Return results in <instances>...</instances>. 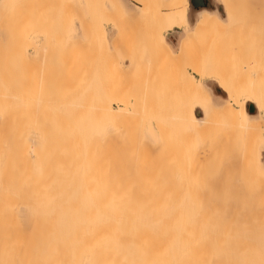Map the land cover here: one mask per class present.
Returning <instances> with one entry per match:
<instances>
[{"label": "rangeland", "instance_id": "obj_1", "mask_svg": "<svg viewBox=\"0 0 264 264\" xmlns=\"http://www.w3.org/2000/svg\"><path fill=\"white\" fill-rule=\"evenodd\" d=\"M144 1L149 11L135 0H0V264H44L17 255L43 216L54 225L125 227L143 250V264H264V197L251 201L243 223L236 199L227 204L222 197L231 176L251 178L255 194H264V110L240 99L243 120L256 123L247 143L223 113L228 105L235 112L236 103L214 80L197 79L203 92L192 100L181 89L187 81L182 86L179 78L202 64L225 61L221 68L229 72L223 36L192 41L182 60L171 56L181 61L175 65L151 40L175 55L201 11L228 21L222 2L201 0L204 7L195 10L187 0V23L166 31L155 17L158 6L163 13L161 2ZM263 45L253 55L261 70L250 59L255 76H237L235 67L237 75L225 74L255 85L262 103ZM116 64L123 67L117 74ZM204 119L211 125L202 129ZM199 128L207 129L195 135ZM240 152H247L246 166ZM178 174L190 184L188 193L213 203L215 213L195 223L198 206L168 216Z\"/></svg>", "mask_w": 264, "mask_h": 264}, {"label": "bare ground", "instance_id": "obj_2", "mask_svg": "<svg viewBox=\"0 0 264 264\" xmlns=\"http://www.w3.org/2000/svg\"><path fill=\"white\" fill-rule=\"evenodd\" d=\"M135 1H137V2L139 1L141 4L143 3V6H142L143 8L141 7L143 11H145V10L149 11L148 10L149 9V7H148L149 1L148 0H147L148 1L147 3L144 0H143L144 2L141 0H135ZM150 1H152V0H150ZM158 1L161 2L162 8H163V13L161 15L159 14V11H157L159 9V6H158L157 7L158 9L155 10L156 12H158V15L156 13L155 17L159 16L161 19H163L166 22V27H165L167 29L166 31H171L173 28H180L184 24H186L185 18H186V10H187L186 9L187 0H158ZM221 2H222L223 9H224L226 15L228 16V21L227 22H221L220 20H218L215 17V15H212V14L207 13L205 11H201L198 14L199 16H198V19L196 20V22L194 24L193 29L191 31L187 32L185 34L183 40H181L178 51L175 55H172L170 53L169 49L167 48V46L164 43H162L161 41H159L157 38H154L151 36V38H152L151 40H153L155 42L154 44H156L157 47L159 45L163 48V50L170 56V58H169V56L167 54H166V56L164 55L166 58H168L167 61L174 64L175 61H176V63H178L180 61V59L181 60L183 59V58H181V56L186 57L185 55L188 54V53L185 54L186 51H188V49H186V48L189 44L191 45L192 41L198 40L200 38H205V37L210 38L211 37L210 38L211 40L217 39V42H218V40H219L218 38L223 36V37H221V40L226 39V41H223L224 42L223 47L225 48L224 52H226V55L229 56L228 60L226 61V64L228 63V67L230 66L229 63H231V65H233L232 68L229 67L230 70L228 69V71H229L228 73L230 74V72H232V70H233V67H235L234 69L236 70V72L239 71L238 75L233 71L234 74H236L237 76H241L240 74L241 73L243 74V72H245L243 74V77H244V75L246 77L253 76L254 74L252 73L251 69H253L256 66L258 69L261 68L260 65H259L260 67L257 65L258 64L257 57L255 58V56L253 57V55L256 54L254 50H256L257 46H259L260 44L261 45L264 44V20L261 18V13L264 12V0H221ZM152 3L153 2H151V4ZM154 3L156 4V1ZM152 6H154V5L152 4ZM141 8H140V10H141ZM144 8H145V10H144ZM155 8H156V6H155ZM152 9L154 10L153 7H152ZM151 28H152V26H151ZM161 30H163V29H161ZM152 34H153V32H152ZM233 36H234V38H233ZM209 38L207 40H209ZM231 39H232V41H231ZM209 43H212V42H209ZM152 48H154V47H152ZM190 48H193V46L192 47L190 46ZM258 48H259L258 50H260L259 52L262 53L261 56L262 55L264 56V54H263L264 51L262 52L260 47H258ZM262 50H263V47H262ZM158 51H159V49H158ZM220 52L223 53V50ZM253 52H254V54H253ZM227 53H229L230 55ZM258 54L259 53H257L256 55L258 56ZM123 55H125L124 51H123ZM171 56H176V58L179 57L180 59H179V61L177 60L178 58L173 60L171 58ZM263 56L261 58L264 61ZM251 57L255 58V60L257 62V63H255L256 65L254 64L255 66L253 65L255 60H253V58H251ZM164 58H163V60H164ZM217 58H219V57H217ZM156 59H158V58H155V60ZM171 59L173 61H171ZM250 59L253 60L254 62L250 61ZM262 59H260V60H262ZM149 62H150V60H149ZM224 62H222L223 65H225ZM222 63H220L221 67L223 66ZM250 63L252 64V66ZM214 65L212 63L211 66L207 65V64L206 65L202 64L200 67H194L192 70H190L191 74L187 73V77H185V79L183 77L182 80L180 77V74L182 75V73H178V75H179L178 77H180L179 79H180V81H182L181 82L182 84H180V85L183 86L184 85L183 83L185 81H187V82H185V84L187 85V87H186L187 89L185 87H182V86H181L182 87L181 89L183 90V88H184V90H187L186 92L188 93V95H190V97L187 94L186 95L189 98H191V100H192V99L196 98V96H198V95H200L199 97H201L202 96L201 93L203 92V89L201 88L197 79L199 80L202 78H205V79L210 78V79L214 80L230 96V99L236 103V105H235L236 111L235 112H234L233 107H231L227 104L228 106H226L223 109L224 110L223 113L225 114L224 116L228 117L229 120L230 119L232 120V122H233L231 124L232 128L234 127V125H236L235 126V127H237L236 129H241L240 131L241 132L243 131L247 135V136H245V134L244 135L240 134L239 136H245L246 138L248 137L247 143H249V140L252 137L253 132L255 131L254 130L255 128L253 126H255L256 123L254 122V124L251 125V123H249L250 120L249 121L243 120L244 107H243L242 101H244L245 99L250 100V101L254 102L256 105H259L260 108H262L264 110V105H263L264 102L262 103L263 99H261V96L258 95L257 90L254 88L255 85L253 86L251 83L247 84V81H246V84L244 81H243V83L241 81V84H240V81H239V79L237 80V78H235V79L237 81H239V84L237 83V81H236L237 85L232 84L233 82H235V79L233 82H230L233 79L232 75H230V78H229L230 81L227 80L228 78L225 76L226 72H224V70L221 67H219V65L218 66L217 65L214 66ZM242 65H243V67H242ZM112 66L114 67V65H112ZM180 66H181V64H180ZM198 66H199V64H198ZM244 67H246L245 70H244ZM114 68L113 69L116 72L115 74H117V71H118L117 69L118 68L122 69L123 67H121L119 64H116V66ZM240 68L242 70H240ZM257 68H255L256 71H258ZM120 69H119L118 73L120 72ZM255 69H253V71H255ZM172 70H173V68H172ZM259 70H261V69H259ZM233 72H232V74H233ZM129 73H130V71H129ZM132 73H134V72H132ZM229 74H228V76H229ZM121 77H123V76H121ZM186 78H188V79H186ZM227 82L228 83L230 82V85ZM231 84H232V87H231ZM253 84H255V83H253ZM186 85H184V86H186ZM233 85L236 86V87H234V89H232ZM176 96H178V95H176ZM169 98H170V96H169ZM240 99H242V101H240ZM114 100H117V99H114ZM188 101H190V99ZM188 101H186V103H185L186 105H188L187 104V103H189ZM195 101H197V100H195ZM122 102H123V100H122ZM124 102H126V101H124ZM124 102H123V104H125ZM175 102L177 103V101H175ZM183 102H185V101H183ZM135 103H136V101H135ZM123 104H121L119 101L116 102V105L118 108L122 107L125 109L126 104L125 105H123ZM149 104H150V101H149ZM157 104H158V102H157ZM151 105L152 104H150L149 106H151ZM179 106H181V105L179 104ZM144 107H145V104H144ZM109 108L111 109V107H109ZM122 108H120V109H122ZM110 109L107 108L108 113L112 112V111H110ZM189 112H190V105L188 106L186 113H185V114H187L188 117H189ZM134 114H136V113H134ZM213 114L216 115L215 113H213ZM213 114L208 115V118H209V116L211 117ZM214 117H216V116H213V118ZM206 124L211 125V123H209L207 121V119H204L201 122L200 128L203 129L206 126ZM229 124H230V122H229ZM200 128L196 131L194 129L195 135H201V133H204L205 130L207 129L206 128L202 132V129H200ZM159 137H160V140L162 143V145L160 147L162 150V148H164L165 140L161 135H159ZM244 140L242 142L243 146H245ZM246 147L248 148V146H246ZM158 150H160V149H158ZM250 151L253 152L252 149ZM252 152H249V153L252 154ZM148 153H150V152H148ZM242 153L240 156L243 159L244 154H246L247 152H245L244 154H242ZM250 160H252V162L251 161L249 162L250 163L249 165L251 166V163H254L253 154H252ZM244 161L245 162H240V163H243L246 166V164H245L246 160H244ZM242 167H244V166H242ZM241 170L240 171L242 174L243 169H241ZM246 170H248V168ZM238 172H239V170H238ZM247 172H245V173H247ZM179 173H181V172H179ZM242 175H240V176H242ZM250 175H252V173ZM250 175H249V177H250ZM177 176H178L177 177L178 179L177 178L176 179L179 182L178 183V192H177L178 195L172 201L173 210L168 213L169 217L174 216V215L178 214L179 212L187 213L188 210H190L192 212L193 208H191V206H198L199 207L198 216L193 214L194 215V217L192 219L193 223L198 222V220H201L202 216L204 217L208 214L215 213L214 211H216V208H215L213 203L203 202L201 200H197L195 197H192L190 195V193H188L189 189H190V184H188V182H186V180H184L182 178L183 175L178 174ZM245 176H246V174H245ZM247 179H249V178L247 177ZM250 180H251V178H250ZM249 181L241 180V179L239 180L236 177L234 178L232 176H231V178H227V182H226V190L227 191L225 190V192L222 196L223 200L227 204H229V201L232 199V197L236 199V202H237L236 207H237L238 212L240 214L239 219H240L241 223L247 221V219L250 218L249 212L251 211V201L253 199L264 197V194L262 193L264 190L262 192L260 191V193H262V194H259L258 192H257L258 195L255 194L254 188H253L254 185L252 184L253 182H251V181L249 182ZM255 182H254V184L257 185V183H255ZM258 184H259L258 186L261 187L260 183H258ZM259 187L255 188V189H258ZM257 191H259V189ZM217 207L220 209V205H218ZM143 228H145V227L140 226V225H135L134 230L140 231ZM112 230L113 229H110L108 227L90 226L87 228L86 226H81V225L66 226L61 221H57V224L54 225L53 222L49 221L48 218H44V216H43V218L39 219L38 223H36V225L31 229V232L29 234V237L26 240V243L23 246H21L18 243L20 245V248L18 249L17 255L21 259H26V260H30V261H42L44 264H81L83 257H86L84 259L83 264H143L144 253H143V250L139 247V243L136 240V238L134 236H131L127 232L125 227H120V228H117L116 230H113V231Z\"/></svg>", "mask_w": 264, "mask_h": 264}, {"label": "water", "instance_id": "obj_3", "mask_svg": "<svg viewBox=\"0 0 264 264\" xmlns=\"http://www.w3.org/2000/svg\"><path fill=\"white\" fill-rule=\"evenodd\" d=\"M189 3L191 7L195 10H197L198 8L204 7L201 0H189Z\"/></svg>", "mask_w": 264, "mask_h": 264}, {"label": "crops", "instance_id": "obj_4", "mask_svg": "<svg viewBox=\"0 0 264 264\" xmlns=\"http://www.w3.org/2000/svg\"><path fill=\"white\" fill-rule=\"evenodd\" d=\"M185 22L187 23V19L185 20ZM173 29H179V28H173ZM166 46H167V48L169 49V51H170V48L168 47V45L167 44H165ZM171 52V51H170Z\"/></svg>", "mask_w": 264, "mask_h": 264}]
</instances>
